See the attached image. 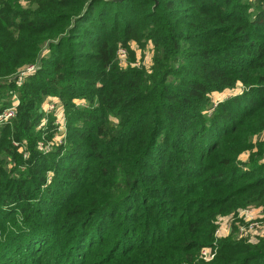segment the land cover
<instances>
[{"label": "trees", "instance_id": "16d2710c", "mask_svg": "<svg viewBox=\"0 0 264 264\" xmlns=\"http://www.w3.org/2000/svg\"><path fill=\"white\" fill-rule=\"evenodd\" d=\"M26 2L0 0V264H264V233H213L264 205V0Z\"/></svg>", "mask_w": 264, "mask_h": 264}, {"label": "rangeland", "instance_id": "374dc122", "mask_svg": "<svg viewBox=\"0 0 264 264\" xmlns=\"http://www.w3.org/2000/svg\"><path fill=\"white\" fill-rule=\"evenodd\" d=\"M27 0H21V4H26ZM135 45L134 43H132ZM125 51V49H124ZM118 52V51H117ZM137 56L140 55V49L136 48ZM127 52L125 51L123 55L118 54V59L124 64L126 60ZM151 55L152 50L150 45L148 48L145 49V54L143 56V62L146 66L149 65L151 62ZM241 90V85H238L234 89L226 88L222 91H212L211 92V99L214 101H217L225 96H228L230 94H234ZM49 97H55V96H49ZM48 98V97H47ZM57 105L55 107L54 112L61 116L62 113V106L59 99H57ZM78 103H84L82 99L76 100ZM63 115V114H62ZM63 128L61 127V130ZM60 136H56V138H59ZM255 139H264V133H259L255 135ZM256 141V140H255ZM249 155V150H244L240 154V158L247 159ZM215 226H214V237H224L225 235L228 236L230 234L231 230H234V235L236 238H243L250 241L256 240V235H261L264 233V205L259 206H247V207H239L237 210L226 212V213H220L217 215L215 219ZM250 225V226H249ZM234 227V228H233ZM220 234V235H219ZM216 241V239H214ZM210 245H205L202 248L206 247L209 248ZM201 248V249H202ZM213 256V255H212ZM211 256V257H212ZM210 257V258H211ZM208 259V258H206Z\"/></svg>", "mask_w": 264, "mask_h": 264}, {"label": "built area", "instance_id": "2783aa9c", "mask_svg": "<svg viewBox=\"0 0 264 264\" xmlns=\"http://www.w3.org/2000/svg\"><path fill=\"white\" fill-rule=\"evenodd\" d=\"M124 52L125 51H124L123 48L118 49V54L119 55H123ZM33 68H34L33 64L28 65V66L24 67V69H22L20 71V73L24 74V73H26L28 71H31ZM57 102L58 101H57L56 97H48L45 100V102L43 103L42 108H43L44 111H53L54 112L55 107L58 104ZM16 104H17V99L13 98L12 103L9 106H7V107H5L3 109H0V122L9 119L10 117H12L15 114ZM54 114L56 115V122L60 124L59 128L61 129V127L63 126L62 125L63 124V115L61 113L60 114L61 116H59L55 112H54ZM262 133H264V131H262ZM201 254H202V256L204 258H210L213 255L212 247L209 246V248H206V247L202 248L201 249Z\"/></svg>", "mask_w": 264, "mask_h": 264}]
</instances>
